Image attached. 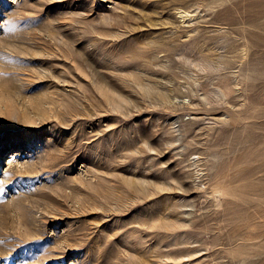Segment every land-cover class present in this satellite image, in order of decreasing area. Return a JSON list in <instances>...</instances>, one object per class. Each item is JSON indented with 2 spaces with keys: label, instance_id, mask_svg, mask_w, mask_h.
Returning <instances> with one entry per match:
<instances>
[{
  "label": "rangeland",
  "instance_id": "1",
  "mask_svg": "<svg viewBox=\"0 0 264 264\" xmlns=\"http://www.w3.org/2000/svg\"><path fill=\"white\" fill-rule=\"evenodd\" d=\"M0 264H264V0H0Z\"/></svg>",
  "mask_w": 264,
  "mask_h": 264
},
{
  "label": "bare ground",
  "instance_id": "2",
  "mask_svg": "<svg viewBox=\"0 0 264 264\" xmlns=\"http://www.w3.org/2000/svg\"><path fill=\"white\" fill-rule=\"evenodd\" d=\"M229 81H230V80H229ZM235 81H236V80H235ZM225 94H226V93H225ZM46 103H47V102H46ZM49 103H50V102H48L47 104H48V105H51V104H49ZM42 104H43V103H42ZM42 104H39L41 110H43V111H44V110H51V111H53L52 108H51V106L45 107V106H42ZM47 104H46V105H47ZM80 119H81V118H80ZM54 120L56 121V123L64 122V120L61 119V118H59V117L55 118ZM64 123H65V122H64ZM28 125H31V124H28ZM77 145L79 146L78 143H75L74 147L77 146ZM67 152H68V151H67ZM48 153H50V151H49ZM69 153H70V152H69ZM69 153H68V154H69ZM66 154H67V153H66ZM63 156H66V155L64 154Z\"/></svg>",
  "mask_w": 264,
  "mask_h": 264
}]
</instances>
